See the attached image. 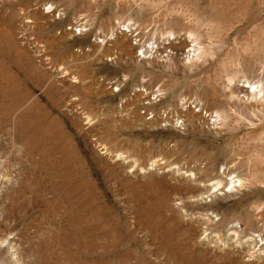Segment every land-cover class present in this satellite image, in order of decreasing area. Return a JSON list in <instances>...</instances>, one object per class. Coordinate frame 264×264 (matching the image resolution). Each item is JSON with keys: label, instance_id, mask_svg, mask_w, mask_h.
I'll return each instance as SVG.
<instances>
[{"label": "rangeland", "instance_id": "rangeland-1", "mask_svg": "<svg viewBox=\"0 0 264 264\" xmlns=\"http://www.w3.org/2000/svg\"><path fill=\"white\" fill-rule=\"evenodd\" d=\"M0 262L264 264V0H0Z\"/></svg>", "mask_w": 264, "mask_h": 264}, {"label": "bare ground", "instance_id": "bare-ground-1", "mask_svg": "<svg viewBox=\"0 0 264 264\" xmlns=\"http://www.w3.org/2000/svg\"><path fill=\"white\" fill-rule=\"evenodd\" d=\"M122 30H125L124 28H122ZM252 84H254V83H250V86L252 85ZM245 87V89L246 88H249L248 86H244ZM243 88V87H242ZM190 117V116H189ZM193 119V118H192ZM120 155V154H119ZM11 238H13V237H11ZM11 238H9V239H5V240H3L2 242H1V245L3 246V247H5L6 248V250L8 251V253H7V255H8V260H10L11 262H13V263H18L19 261H20V257H19V255H18V252H17V248H16V243L17 242H15L14 241V239L15 238H13V239H11ZM3 262H0V264H2Z\"/></svg>", "mask_w": 264, "mask_h": 264}]
</instances>
